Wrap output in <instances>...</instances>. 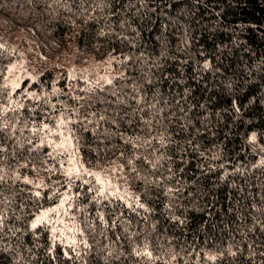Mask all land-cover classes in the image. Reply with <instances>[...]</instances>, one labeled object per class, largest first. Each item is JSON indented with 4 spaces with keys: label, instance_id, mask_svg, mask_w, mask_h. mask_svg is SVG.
Masks as SVG:
<instances>
[{
    "label": "trees",
    "instance_id": "obj_1",
    "mask_svg": "<svg viewBox=\"0 0 264 264\" xmlns=\"http://www.w3.org/2000/svg\"><path fill=\"white\" fill-rule=\"evenodd\" d=\"M32 44L48 64L65 50L120 73L0 78L14 109L0 121V264H264V0H0L5 77ZM61 112L73 139L53 158L60 137L38 130ZM84 169L103 172L105 196ZM65 192L71 210L33 229Z\"/></svg>",
    "mask_w": 264,
    "mask_h": 264
},
{
    "label": "rangeland",
    "instance_id": "obj_2",
    "mask_svg": "<svg viewBox=\"0 0 264 264\" xmlns=\"http://www.w3.org/2000/svg\"><path fill=\"white\" fill-rule=\"evenodd\" d=\"M26 35L25 31L22 30L20 36ZM36 45H27L23 48L25 52L23 59L14 63L15 70L13 73L6 76L4 84L10 87L13 90H16L22 87L24 81L30 83L39 78V76L48 68H52L54 65H59V70L56 72L57 79L63 74L64 71L68 72L69 80L72 84L77 80L83 81L86 84L96 83V84H106L116 76L118 73L116 63L118 60L109 59L106 61H98L92 57L86 58L84 60H79L78 56L68 53L67 51H61V55L58 59H54L53 63L46 62L45 58H37L36 51L32 49ZM62 50V49H61ZM18 84V87H14L13 84ZM30 85V84H28ZM74 161V160H72ZM72 164H69L68 167H72ZM85 171V169L83 170ZM96 172V171H95ZM96 175L105 180L103 172H96ZM113 175V173H111ZM108 173V176H111ZM54 217V216H53ZM52 213H49L47 221L53 219Z\"/></svg>",
    "mask_w": 264,
    "mask_h": 264
},
{
    "label": "snow or ice",
    "instance_id": "obj_3",
    "mask_svg": "<svg viewBox=\"0 0 264 264\" xmlns=\"http://www.w3.org/2000/svg\"><path fill=\"white\" fill-rule=\"evenodd\" d=\"M0 47H2V45H0ZM14 70H15V65H12V67H9V68L6 69V72L8 74H11V73L14 72ZM0 78L6 79V77L3 75V72H0ZM13 86L14 87H18L19 85L14 83ZM4 87H8V86L5 85ZM3 94H5V93H4L3 89L0 88V95H3ZM30 95L35 96V93H32ZM20 107H23V105H20ZM9 111H14V109H12L8 105H4L3 103H0V121H3V117ZM73 114H75V113H73ZM100 119L103 120L104 117L101 116ZM87 122L91 123V120H88ZM70 123H72L71 117L65 118L63 112H61L59 117H58V119H57V122L54 125L50 126L47 123H44L42 129L38 130V131L42 130L45 133L46 136L55 135V136L60 137V139L58 141L49 140L47 142V146L52 149V151L47 154L48 156H52L53 158H55L53 154L57 152V149H64L65 151H67V146L71 145V141L73 139V135H72L71 130H69L68 134L66 135L64 129H66L67 125L70 124ZM7 126H8L7 122L0 123V132L4 131V129ZM12 130L14 131L15 129L13 128ZM29 143L31 144L33 142L29 141ZM44 143H45V139L42 138L40 140V143L35 145V147H42L44 145ZM2 151H4V148H3V145H0V152H2ZM60 154L62 155L63 153H60ZM68 163L72 164L73 166L72 167H67L64 163H61L60 167L62 169H64L63 174L67 178L65 182L68 183L69 185H71V183L73 182V178L74 177L76 179H79L81 177L82 165H78L76 162L72 161L71 159H69ZM129 163L132 164V161L129 160ZM156 163H158V161L153 162V167H155ZM23 166L27 167L28 165L25 164ZM34 170H35V168H34ZM46 170L51 172V171H54L55 169L54 168H48ZM0 171H2V170H0ZM85 174L95 177L96 183L101 185V187L96 190V196H105V193H106V189L104 187L105 181L101 177L96 175L95 173L87 172L85 170ZM3 179H4V176L0 175V181H2ZM17 179H19L18 176H17ZM24 182L32 184L35 188L47 187V185H45L43 182L36 183V182H34L32 180H29L27 177H24ZM85 183H87V181H85ZM107 184L109 185V187H111V182L110 181H108ZM89 191H92V189L90 188ZM169 191H171V189H169ZM34 195L37 196V197H40L41 193L39 191H36L34 193ZM61 195H62V199L59 201V204L56 207L47 209L45 212H43L42 214H40L38 217H36L34 219L33 223L31 224V227L33 229H35L38 224L46 222L47 219H48L49 213H55L57 216H59L60 215L59 209L64 208L65 205H67V208H68L69 211L71 210L72 205L69 204V200L71 199V197H69L67 195V192H65V193H63ZM107 195H114V193L108 192ZM96 196H94L93 199H95ZM141 207H143V205H141ZM100 218L103 219L102 216ZM4 219H5L4 215L0 214V230L3 229ZM60 223H63V221H60ZM55 231H56V229L53 228V232H55ZM148 255H150V253H148ZM213 259H214V257H213Z\"/></svg>",
    "mask_w": 264,
    "mask_h": 264
}]
</instances>
